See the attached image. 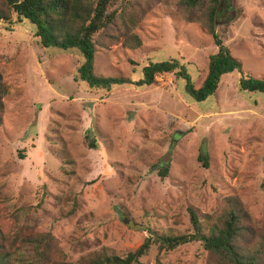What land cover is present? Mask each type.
Returning <instances> with one entry per match:
<instances>
[{
    "label": "rangeland",
    "instance_id": "1",
    "mask_svg": "<svg viewBox=\"0 0 264 264\" xmlns=\"http://www.w3.org/2000/svg\"><path fill=\"white\" fill-rule=\"evenodd\" d=\"M169 4L142 20L140 47L97 50V74L129 81L108 89L80 78L79 49L41 46L35 26L17 15L0 22L8 84L0 127L3 231L21 224L51 231L66 259L80 262L125 256L156 234L191 232L189 208L214 215L230 195L264 224V92L243 91L238 70L200 102L176 73L138 82L151 62L177 60L199 87L218 51L207 29ZM218 15L216 31L243 73L264 78V0H222ZM206 257L198 241L168 251L156 242L137 264H205Z\"/></svg>",
    "mask_w": 264,
    "mask_h": 264
},
{
    "label": "trees",
    "instance_id": "2",
    "mask_svg": "<svg viewBox=\"0 0 264 264\" xmlns=\"http://www.w3.org/2000/svg\"><path fill=\"white\" fill-rule=\"evenodd\" d=\"M171 0H0V22L29 20L36 28L41 46L76 48L84 56L79 76L90 87L111 88L114 84L129 83L127 78L103 76L95 71L96 53L101 48L122 43L138 48L142 39L136 29L159 3L170 5ZM177 12L187 22L198 23L212 35L218 51L210 55L206 77L196 87L190 74L179 67L177 60L151 62L144 67L140 85H152L157 76L176 73L186 80V91L196 101L214 94L224 74L242 72L243 91L264 92V78L244 74L242 62L234 56L218 35L216 25L222 0H172ZM8 84L0 64V127L4 124L5 97ZM94 146V142H91ZM205 165L207 155H201ZM162 176L168 170L160 171ZM192 231L177 235L147 237L135 250L122 256L97 254L80 262L66 259V254L51 231H37L21 224L5 232L0 226V264H137L148 254L153 243L160 250H173L182 244L198 241L207 251L205 264H264V224L258 226L251 212L237 195L225 197L219 213L200 216L189 208Z\"/></svg>",
    "mask_w": 264,
    "mask_h": 264
}]
</instances>
